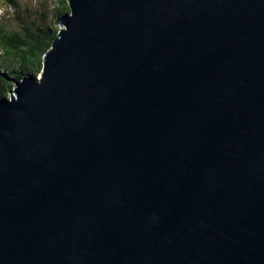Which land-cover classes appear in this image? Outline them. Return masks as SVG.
I'll return each instance as SVG.
<instances>
[{
    "label": "water",
    "instance_id": "water-1",
    "mask_svg": "<svg viewBox=\"0 0 264 264\" xmlns=\"http://www.w3.org/2000/svg\"><path fill=\"white\" fill-rule=\"evenodd\" d=\"M67 3L0 98V264H264V0Z\"/></svg>",
    "mask_w": 264,
    "mask_h": 264
},
{
    "label": "trees",
    "instance_id": "trees-1",
    "mask_svg": "<svg viewBox=\"0 0 264 264\" xmlns=\"http://www.w3.org/2000/svg\"><path fill=\"white\" fill-rule=\"evenodd\" d=\"M55 1V17L49 21L50 24L44 12L42 22H31L23 29L9 28L7 22L0 21V63L5 71L0 72V98L9 97L12 82L42 70L44 55L60 29L56 21L59 22L61 13L69 10L67 0ZM10 5L15 6L16 2L10 0Z\"/></svg>",
    "mask_w": 264,
    "mask_h": 264
},
{
    "label": "rangeland",
    "instance_id": "rangeland-1",
    "mask_svg": "<svg viewBox=\"0 0 264 264\" xmlns=\"http://www.w3.org/2000/svg\"><path fill=\"white\" fill-rule=\"evenodd\" d=\"M7 3H9V0H0V21L7 22L9 28L13 27L23 29L31 22L36 21L37 23H40L42 22L43 12L46 13L48 24H50L49 21L55 17V6L53 5L56 3L55 0H20L19 5H12L11 7ZM57 24L60 27V23ZM2 71L3 70L0 66V72ZM43 71L44 69L36 74V78L38 80L42 77ZM3 73H5V71H3ZM7 73L8 72H6V74ZM25 76L19 80H22ZM31 76L33 77V75ZM12 83L13 84L9 87V98L12 96L17 97L14 82Z\"/></svg>",
    "mask_w": 264,
    "mask_h": 264
},
{
    "label": "flooded vegetation",
    "instance_id": "flooded-vegetation-1",
    "mask_svg": "<svg viewBox=\"0 0 264 264\" xmlns=\"http://www.w3.org/2000/svg\"><path fill=\"white\" fill-rule=\"evenodd\" d=\"M13 1H15L16 2V5H19V3H20V0H12V2ZM9 2H10V0H9ZM8 5H9V3H7Z\"/></svg>",
    "mask_w": 264,
    "mask_h": 264
}]
</instances>
